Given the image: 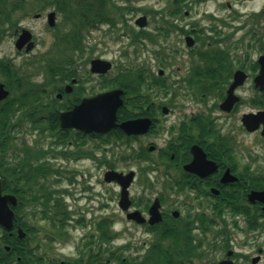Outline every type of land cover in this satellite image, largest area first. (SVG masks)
I'll use <instances>...</instances> for the list:
<instances>
[{
    "label": "flooded vegetation",
    "instance_id": "af4514ba",
    "mask_svg": "<svg viewBox=\"0 0 264 264\" xmlns=\"http://www.w3.org/2000/svg\"><path fill=\"white\" fill-rule=\"evenodd\" d=\"M22 15L13 14L5 23L10 24L16 49L29 52L37 41ZM30 15L29 19L39 20L56 34L52 41L59 49L62 45L80 49V30L101 25L115 28L118 21L125 24L124 14H54L51 22L42 10ZM166 15L176 14H164L162 24L151 29L149 16L137 15L134 43L140 46L145 38L156 41L157 36H169L166 25L175 23L167 21ZM142 16L145 24L139 26L135 22ZM60 20L61 28L56 30ZM176 27L191 52L189 68L179 83L189 97L198 95L197 104L200 96L214 95L203 105L208 108L206 113L176 112L157 100L158 95L176 94L162 68L153 72L143 66L109 76L113 64L106 58L96 57L111 63L105 73H93L94 58H90L89 71L84 73L91 75L77 76L62 61L56 73L39 81L30 76L22 85L17 84L18 76H11L1 82L8 95L0 104L9 107L12 126L6 155L7 190L3 191L16 201L9 204L14 214L12 228L0 226V264H264V201L250 196L264 191L252 182L264 173L239 165L236 155L242 154L236 153L237 138L218 127L217 117L212 116L216 112L224 118L233 116L232 127L257 134L264 141V119L257 120L253 130L243 121L246 114H264V82L259 78L264 57V0H200V38L193 36V27ZM75 29L79 30L73 32ZM24 33L28 38L21 41ZM29 43L32 47L26 50ZM195 45L200 48L194 50ZM155 57L171 59L166 48L155 50ZM92 74L102 80L95 91L90 85ZM113 90L119 91L121 102L114 125L107 131L61 126L62 113L72 111L84 99ZM229 91L235 99L225 110L221 104ZM244 91H248L246 96ZM44 116H52L51 129L48 123L38 122ZM24 121L30 126L29 139L22 142L20 150L14 148V154L11 142ZM128 121L134 122L136 133L121 127ZM205 128L211 132L206 134ZM117 148L127 150L120 159L148 162L150 170L118 169ZM109 149L113 158L107 155ZM200 149L215 169L206 170L210 167L206 163V171L201 170L200 156L192 165L194 151L200 153ZM248 154L252 161L257 160V155ZM78 162L94 164L92 168L101 169V174L77 173L74 166ZM188 165L193 170L187 169ZM110 170L124 175L132 170L133 174L128 181L110 179ZM224 176L235 179L224 180ZM31 214L38 216L39 224H31ZM18 227L25 233L21 239ZM33 229L48 243L39 255L25 245ZM4 232L9 243L4 244ZM14 240L24 241L13 247ZM68 241L71 253L49 254L56 242ZM11 247L14 252L22 251L23 258L13 255Z\"/></svg>",
    "mask_w": 264,
    "mask_h": 264
},
{
    "label": "rangeland",
    "instance_id": "374dc122",
    "mask_svg": "<svg viewBox=\"0 0 264 264\" xmlns=\"http://www.w3.org/2000/svg\"><path fill=\"white\" fill-rule=\"evenodd\" d=\"M112 2L109 6L111 13L110 14H124L125 24L118 21V24L115 28H110L107 25H101L99 28L86 30L79 33L83 34L82 37V47L78 50H72L71 48H66L64 45L60 47H54V33L50 30H47L39 22L29 19L30 14H34L42 10V14H46L49 10H55L56 2L55 0H49L45 3L43 1L31 0L25 5L24 10L18 12V15L23 14L24 24L27 27H31L36 36L37 45L34 49L29 52L24 50H17L14 46V38H12L10 24L2 23L0 19V67L13 68L15 70V75L18 76L17 84L20 83L24 85V82L28 80L30 76L34 77L33 80L39 81L44 78L48 73L50 67L62 65V61L67 62V65H63L66 69L73 68L77 72V76H87L91 75L90 72L84 73L85 70H88V59L90 58H106L110 60L113 64V68L108 72L107 75L115 76L117 73L122 71L136 70L140 67H146L148 70H153L157 72L159 68L164 70L163 76L168 80H172V85L174 91L176 92L175 96L168 95H158L157 100L164 102L169 108H175V111L183 112H202L206 113L208 108L203 107L207 105L209 99H212L214 95H207V97L201 98L200 104H197L198 95L196 98L189 97V92L186 87L183 86V83H179L180 78L186 74L189 68V59L190 54L187 51V47L183 42L184 35L180 33V30L177 29L176 25L185 26L187 28H194L192 31L193 36H198L200 38V0H187L184 1L183 5H180V13L176 15H166L165 19L167 21L173 22L174 25H166L170 28L169 36H157L158 40L152 41L150 39L142 40L141 45H137V42L133 40L135 36V25L134 19L139 14H147L150 19V29L158 27L162 24V17L164 14H169L168 9L173 7L171 0H109ZM45 6V7H44ZM213 7L211 3L209 5ZM44 7L43 9H39ZM56 14H63L58 12L56 9ZM30 15V16H29ZM61 24V20L59 21ZM70 27V26H69ZM67 27V29H69ZM61 25L58 26L60 30ZM131 28V29H130ZM75 29L73 32H75ZM56 32V31H55ZM78 33V34H79ZM160 40V42H159ZM200 42V41H199ZM79 48V47H78ZM160 48H166V51L171 59L167 61H161L159 57H155V50ZM200 48V46L195 45L193 49ZM177 50L178 53L174 51ZM166 58V57H165ZM163 60V59H162ZM6 61H9L10 64H7ZM73 63L69 66L70 63ZM60 63V64H59ZM0 69V82H5L7 77L1 73ZM56 73V72H55ZM93 75V74H92ZM94 76V75H93ZM90 83L93 90H97L100 87L102 80L96 78L95 76L91 79ZM15 89H12V93ZM243 94L246 96L248 91H244ZM160 96V99H159ZM20 112L18 113V115ZM218 114V115H217ZM219 112L213 113L212 116L217 117L215 119V124L218 127L224 128L225 130L230 131L238 141L236 146L237 152L242 154V157L237 154L236 159L240 166L249 165L250 169L257 172L264 173V141L258 137L257 134H247L241 131L238 127H232L233 116L225 117L224 115H219ZM50 118L44 116L43 124H47ZM28 121H24V126L22 128H17L14 134V138L11 142L12 152L16 154L15 149L22 147V142L25 139H29V128ZM18 134V135H17ZM161 141V140H159ZM45 145V143H44ZM107 153L110 158H113V154L110 151ZM126 148H117L115 150L116 156L125 155ZM249 153L251 156H258L256 161H252L247 155ZM248 154V155H249ZM16 156V155H15ZM20 156V155H19ZM154 156V154L152 155ZM151 160V159H150ZM71 167L72 164H69ZM115 165L118 169L127 170H150V165L147 163H136L132 160H123L120 157L116 160ZM77 170V173L80 172L84 176H99L101 174V169H94V164L89 162L86 163H76L74 166ZM89 168H92L91 170ZM140 168V169H138ZM89 169V170H85ZM260 174V173H259ZM67 176V173L64 174ZM75 175V174H73ZM80 176V175H78ZM34 214H31V216ZM39 218L37 215H34L31 224H39ZM1 234V230H0ZM70 242L67 243H58L56 242L53 246V249L49 254H61L62 256L68 255L70 251ZM28 244L34 252V254L39 255L47 249L43 245L47 246L48 243L44 242L43 239H40V236L37 233V229H33L28 236V240L25 245ZM116 244H121V242L116 241ZM114 264V263H111Z\"/></svg>",
    "mask_w": 264,
    "mask_h": 264
},
{
    "label": "water",
    "instance_id": "95a60500",
    "mask_svg": "<svg viewBox=\"0 0 264 264\" xmlns=\"http://www.w3.org/2000/svg\"><path fill=\"white\" fill-rule=\"evenodd\" d=\"M48 18L50 22L53 19V15L55 14L54 11H51L48 13ZM145 17H139L136 20V24L139 26H144L145 24ZM22 38H28L27 35L24 33L21 35L20 39L21 41H25V39ZM19 39V41H20ZM18 41V42H19ZM192 42L190 37H187V43L190 44ZM21 44L17 43V47L20 48ZM31 43H29L26 47V50H29L31 48ZM111 63L109 61L95 58L91 61V71L95 73H105L108 69H110ZM263 79L264 82V57L261 59V70L259 74V78ZM258 78V80H259ZM236 83L232 84L230 91L233 89ZM229 91V94L227 98L222 102L221 107L225 110H229L234 99H231ZM118 90H113L107 93H100L92 98L84 99L79 105H77L72 111L67 113H62L60 115L61 120V126H78V127H84L89 131H101L105 132L107 131L112 125H114V119H115V113L118 105L120 104V98L118 95ZM8 95V90L4 88V84L0 83V100L4 99ZM263 120L264 114H246L244 115L243 121L244 124L247 126V129L253 130L256 127V121L257 120ZM260 120V121H261ZM121 127H123L124 130H126L128 133H136V127L134 126L133 121L124 122L121 124ZM200 156V167L201 170H205L206 163L210 164V167L206 170H213L215 169V164L213 162L206 161V158L204 156V153L200 149V153L198 151H194V160L192 162V165H196L199 161ZM187 169L193 170L191 165L186 166ZM205 170V171H206ZM133 172L130 171L127 174H122L121 172H117L114 170H110L108 172V176H110V179H118V180H127L131 178ZM224 180L226 179H235L234 177H223ZM222 179V180H223ZM128 181V180H127ZM2 180L0 177V226L3 227L5 230H10L13 225V218L14 214L12 209L9 207V204H15L16 198L8 194L6 192L2 191ZM125 194V193H124ZM252 197H257L260 200L264 201V191L259 192H252L250 194ZM25 233L21 228L18 227L17 229V237L19 239L23 238Z\"/></svg>",
    "mask_w": 264,
    "mask_h": 264
},
{
    "label": "trees",
    "instance_id": "16d2710c",
    "mask_svg": "<svg viewBox=\"0 0 264 264\" xmlns=\"http://www.w3.org/2000/svg\"><path fill=\"white\" fill-rule=\"evenodd\" d=\"M31 0H0V19H2V23L4 21H9L13 14H18L21 10H24L25 5ZM43 1L45 3L49 2V0H36ZM184 1L187 0H171L173 7L167 10L169 14H178L180 13V5L184 4ZM56 9L63 14H110V8L112 2L109 0H55ZM45 7V6H44ZM41 7L39 9H44ZM85 17V16H84ZM1 32V29H0ZM1 35V33H0ZM1 73L5 77H11L15 75V70L13 68L6 69L5 67H0ZM57 70V66L50 67L48 69V73L54 74ZM131 73V72H130ZM11 112L6 103L0 104V176L2 180L3 190H7V171L8 168L6 166V155L8 149V142L10 139V135L12 132L11 129ZM49 128L53 127V119L50 116V120L48 121ZM206 134L210 133L211 130L204 129ZM223 139L222 136H219V139ZM253 183H257L258 186L256 188H264V176L255 178L252 180ZM4 244L9 243L7 241V234L4 232L3 234ZM15 241V240H14ZM12 242V246L16 247L18 244L22 243L24 240H16ZM11 247L10 252L13 255L19 254L23 258L24 253L19 250V252H14L15 249Z\"/></svg>",
    "mask_w": 264,
    "mask_h": 264
}]
</instances>
